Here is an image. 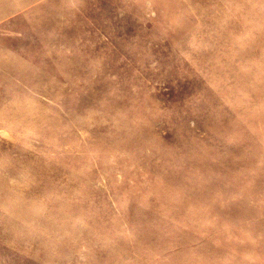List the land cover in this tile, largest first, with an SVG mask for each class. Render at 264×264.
Listing matches in <instances>:
<instances>
[{
    "label": "rangeland",
    "instance_id": "374dc122",
    "mask_svg": "<svg viewBox=\"0 0 264 264\" xmlns=\"http://www.w3.org/2000/svg\"><path fill=\"white\" fill-rule=\"evenodd\" d=\"M0 264H264V0H0Z\"/></svg>",
    "mask_w": 264,
    "mask_h": 264
}]
</instances>
